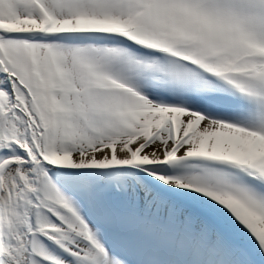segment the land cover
<instances>
[{
  "label": "snow or ice",
  "instance_id": "snow-or-ice-1",
  "mask_svg": "<svg viewBox=\"0 0 264 264\" xmlns=\"http://www.w3.org/2000/svg\"><path fill=\"white\" fill-rule=\"evenodd\" d=\"M0 264H264V0H0Z\"/></svg>",
  "mask_w": 264,
  "mask_h": 264
}]
</instances>
